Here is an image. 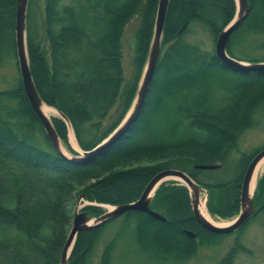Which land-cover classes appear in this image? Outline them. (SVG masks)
<instances>
[{
    "label": "trees",
    "instance_id": "16d2710c",
    "mask_svg": "<svg viewBox=\"0 0 264 264\" xmlns=\"http://www.w3.org/2000/svg\"><path fill=\"white\" fill-rule=\"evenodd\" d=\"M43 1L42 37L31 26L30 9L27 14L33 80L42 100L70 120L82 151H92L117 129L135 99L160 0ZM17 2L0 0V68L5 55H16ZM248 3L250 13L231 36L227 52L238 61L263 63L264 0ZM236 12V0H170L161 55L142 113L123 138L91 159L69 161L55 151L22 79L18 87L0 90V232L13 229L19 235L14 241L0 240V264H60L74 217L72 206L80 194L99 204H131L165 170L183 171L201 185L208 192L212 216L238 215L246 170L262 149L242 153L229 182H204L200 179L204 170L197 166L221 170L229 163L240 137L264 110V73L232 68L217 58L215 50L188 40L200 27L216 46ZM135 18L139 24L134 77L127 83L123 39ZM53 123L67 142L66 123L56 118ZM70 151L73 157L81 156ZM149 159L164 161L138 173L115 171L119 163ZM254 199L258 212L250 221L264 212V174ZM151 209L167 222L143 212L126 213L122 228L103 249L100 264H112L125 238L150 260L180 262L230 235L203 229L194 216L189 190L176 182L158 188ZM86 210L94 217L100 211ZM109 224L79 234L69 264H90ZM239 253L250 250L236 240L221 264H233Z\"/></svg>",
    "mask_w": 264,
    "mask_h": 264
},
{
    "label": "water",
    "instance_id": "95a60500",
    "mask_svg": "<svg viewBox=\"0 0 264 264\" xmlns=\"http://www.w3.org/2000/svg\"><path fill=\"white\" fill-rule=\"evenodd\" d=\"M170 0H160L156 18L154 37L151 43L150 52L146 65L144 67L135 99L126 114L125 118L117 129L100 145H98L92 151L84 152L80 151L81 156L71 157L64 153L61 138L54 126L52 119L44 114V107L47 105L40 97L37 88L35 86L33 76L30 69V61L28 55V42H27V14L29 0H18L17 2V15H16V53L18 58L19 70L21 74L22 84L26 93V97L38 116L42 127L53 144L55 151L63 158L69 161L86 160L94 158L100 155L105 150L116 144L121 138H123L136 123L140 117L142 110L145 106L147 96L150 91L152 81L156 72L158 61L161 55L163 31L165 25V18L169 7ZM237 12L233 21L226 27V29L218 36L215 52L217 58L224 64L244 72H257L264 73L263 63H247L235 60L228 55L227 46L230 42L231 36L236 32L247 19L250 13V7L248 0H236ZM48 106V105H47ZM50 107V106H49ZM55 109V108H54ZM57 110V109H56ZM60 118L65 121L69 133L74 135L70 120L59 110H57ZM79 148V147H78ZM80 149V148H79ZM264 160V149L261 150L249 164L241 187V205L240 212L237 218L230 224L225 226H218L210 221L206 216V212L203 208L205 199L202 196L203 187L199 185L190 175L187 173L170 169L165 170L157 174L152 181L146 187L141 198L134 203L119 205L112 207L105 214L94 218L88 212H76L71 228L63 247L60 264H69L70 258L73 253V249L79 234L94 229H99L106 224L121 218L128 212H143L149 214L152 218L160 221L167 222V219L162 213L153 211L151 204L158 188L167 180L173 179L184 183L190 193L191 206L194 216L198 224L205 230L214 234H231L242 229L247 223L257 214L255 207V189H253L255 173L258 166ZM197 169L200 170H215L216 166L211 165H199ZM187 234L195 238V234L187 232Z\"/></svg>",
    "mask_w": 264,
    "mask_h": 264
},
{
    "label": "rangeland",
    "instance_id": "374dc122",
    "mask_svg": "<svg viewBox=\"0 0 264 264\" xmlns=\"http://www.w3.org/2000/svg\"><path fill=\"white\" fill-rule=\"evenodd\" d=\"M71 0H64V3H70ZM31 6V8H29ZM28 9H30L31 14V26L34 31H37L38 34L42 37L44 29H43V15H44V1L43 0H34L31 2L29 0ZM139 19L135 18L129 27L126 29L124 34V52H125V65L127 71L126 81L127 83H131L134 77V70H133V57L137 47V30H138ZM189 42L199 44L203 49L208 51L215 50V42L213 41V37L209 34V32L205 29L197 27L194 29V33L188 37ZM254 54V52H253ZM256 56L262 55L260 52H255ZM21 79V74L19 70L18 58L17 53L16 55L7 54L3 58L2 67L0 68V90H10L18 87L19 82ZM137 93V91H136ZM136 96V95H135ZM134 101V100H133ZM133 103V102H132ZM61 119L59 115L53 116L52 121L54 119ZM65 122V121H64ZM68 128V127H67ZM67 142L62 141L63 151L68 156L71 155L70 149L72 151L78 152L80 155V151L82 150L77 142V146L80 148L78 149L76 145L73 143L71 139V134L68 132L66 133ZM216 135L214 138H217ZM76 140V136H75ZM77 141V140H76ZM70 147V149H69ZM264 149V110L258 113L256 117L255 126L246 131L241 137L238 145V150H236L231 157L229 163L224 165V168L221 170H204L200 175V179L204 182H229L232 181L236 175V168L238 165V161L240 155L242 153L253 154L254 152ZM163 159H149V160H137L134 162H123L117 164L115 171H126L130 173H138L139 170L145 169L147 167H152L160 162H163ZM16 172V171H15ZM21 172V171H17ZM15 173L7 174V179H10V176H13ZM264 174V167L263 171L257 178L255 190L257 188L258 180ZM140 174H135V179H141ZM24 178V176H23ZM31 178V177H29ZM23 180V179H22ZM176 182L179 184L184 185L183 182L178 180H167L166 183ZM163 183V184H164ZM203 198L205 199V207L206 210L213 221L218 224H230L232 223L238 215L231 219H222L215 216H212L208 209V192L203 191L202 193ZM73 214L75 215L76 212H88L91 214L90 211L86 209L89 207L99 209V215L94 217L98 218L99 216L105 214L109 211L112 207H115L110 204H99L97 202H91L90 200L86 199L85 194H80L77 197V200L72 206ZM239 214V213H238ZM125 218L121 217L118 218L108 225L104 234L102 235L101 239L98 241V244L93 252L91 257L90 264H100L101 255L103 249L107 245V243L114 238L116 233L122 228L124 224ZM225 226V225H223ZM241 230V229H240ZM231 233L230 235L224 237L219 242L214 244L206 245L203 248H200L198 253L191 257L188 260L173 262H160L150 260L145 254L135 248L134 245L131 244L130 239H124L121 241L117 247V250L114 254L112 264H221L222 258L228 253L231 247L234 245L236 240H239L243 246L250 250V253H239L236 256V259L233 264H264V212L258 214L250 223L245 227V229L240 232ZM129 235V234H128ZM127 235V236H128ZM126 236V237H127ZM19 237L17 231L13 229H6L0 232V240L1 241H14Z\"/></svg>",
    "mask_w": 264,
    "mask_h": 264
},
{
    "label": "bare ground",
    "instance_id": "6f19581e",
    "mask_svg": "<svg viewBox=\"0 0 264 264\" xmlns=\"http://www.w3.org/2000/svg\"><path fill=\"white\" fill-rule=\"evenodd\" d=\"M44 114L49 117V118H52L53 116H56V115H59L57 110L52 108V107H49V106H45L44 107ZM71 139L73 141V143L76 145V147L78 148L77 146V141L75 140V136L74 135H71ZM79 149V148H78ZM263 167H264V160L262 161V163H260V165L258 166V169L256 170V173H255V179H254V184H253V191L255 189V186H256V181H257V178L258 176L260 175V173L263 171ZM203 208H204V211L206 212V216L208 217V219H210V221L218 226H223V225H226V224H218L216 223L215 221H213L211 219V217L209 216L207 210H206V207H205V203H203Z\"/></svg>",
    "mask_w": 264,
    "mask_h": 264
}]
</instances>
